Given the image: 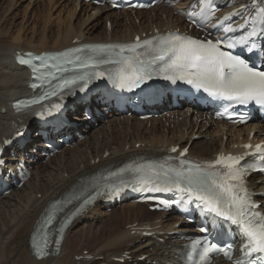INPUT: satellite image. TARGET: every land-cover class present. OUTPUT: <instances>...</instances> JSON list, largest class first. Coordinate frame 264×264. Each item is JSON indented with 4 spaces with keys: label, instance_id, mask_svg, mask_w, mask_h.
<instances>
[{
    "label": "bare ground",
    "instance_id": "1",
    "mask_svg": "<svg viewBox=\"0 0 264 264\" xmlns=\"http://www.w3.org/2000/svg\"><path fill=\"white\" fill-rule=\"evenodd\" d=\"M61 1L65 3V7L73 6L76 9L81 7L84 10L82 15L90 16L87 22L93 20L91 13H87L88 10H92L96 12L97 16L105 15V22H112L113 26L111 28L105 27L102 34L97 30L98 25L91 28L78 24L72 26L67 21L64 31L54 30L53 23L46 18V15L43 20L38 17V22L43 24V29L40 32L33 33L29 38V25L23 26V30L15 31L16 35L13 36L12 28L7 31L8 25H11L10 19L4 18L3 20L4 15L0 13V143L16 131V123L19 125H29L30 123V118L15 115L12 107L15 100L29 93V74L16 65V52L32 51L40 53L65 49L78 43L132 41L136 35L153 33L155 29L161 30L164 27L176 29L182 26V20L179 16H175V10L173 9H163L161 11L162 14L167 15L166 21H162L160 17L155 16L156 10H153L147 16V19H151L152 22L144 25L143 13H140L139 17L136 18L124 14L123 21L121 15L112 12L107 7L97 8L79 0H49L48 2H42L49 6L52 4L55 6ZM11 2L12 5L15 3L12 0ZM185 6L186 4L179 5V7ZM9 7L2 8L5 14L9 13ZM12 8L13 6L10 7V10ZM43 11L46 12L47 9L44 8ZM153 14H155V17ZM140 18H142L140 26L135 28L133 25H128V22L134 24V21ZM11 27L15 26L11 25ZM34 37L36 38L33 42ZM74 41L78 43L73 44ZM187 112L186 109L171 113L174 120L168 119L167 122L173 128L177 127L174 130L166 128L167 123L159 118L141 121L140 117L137 116L132 117V120H130L123 119L117 113L106 116L103 121L105 124L100 130H93V126L79 117L77 113L78 117L75 116L72 120L78 124L77 130L80 129V125L90 126L88 132L84 130L88 133V139L86 137L83 143L77 142L76 149L71 154L67 153L69 157H66V153L62 152L60 155L55 156L53 160L48 161V164L42 165L39 163L35 167L33 178L22 187L20 192H12L0 200V264H119L115 262V259L123 258L125 254L133 257L134 261L148 254L149 261L152 264L154 262L167 264V262L175 261V253L180 249L183 242L180 241L179 237H168L166 236L168 234L158 236L157 234L183 231L185 228L174 227L178 220L174 221L173 218L167 216L164 221L163 218H160V215L155 219H145V225L151 227L161 226L155 230L160 242L157 239H142L139 235L132 236L131 233L134 230H139L133 228L138 221L137 218L140 215L145 218L148 214L143 206L134 203H130L126 209L124 208L121 214L117 213V207L108 213L102 205H97L96 208L73 223L60 250L56 253L53 252L49 258L39 259L33 255L30 239L38 229L41 218L47 212L50 203L64 197L87 177L107 166L122 163L138 155L157 156L170 147L180 146L183 148L188 144L192 135L202 134L204 129L207 131L208 127L213 126L208 121L200 123L198 117L189 118ZM176 117L181 118L182 122H178ZM107 118L110 119L106 121ZM130 121L133 123L130 124ZM96 122H101V119L97 117ZM149 123L152 124L151 129L146 127ZM182 123H185L184 126L187 127V136L185 135L186 130H179ZM202 123H204L203 126H201ZM116 126L118 128L119 126L123 127L116 130ZM217 128V134L221 133L223 135L229 131L232 135L236 134L237 136L243 135L244 132L249 133L253 128L259 129L254 124L238 130L221 125ZM90 132H93L92 136H90ZM209 135V132L205 133V136ZM199 144L190 147L189 152L192 156L201 159H211L213 154L224 148L223 142L221 140L219 142L218 139L203 146ZM80 145H85V148L80 150ZM30 153H32L31 150ZM253 181L255 182L256 179H253ZM259 190L264 191V186L260 187ZM125 215H128L129 219L136 218L134 221L126 223L130 226L128 232L126 230L122 231L120 227L121 220ZM126 217L124 218L126 219ZM103 218L105 220L102 224L100 223L102 226L96 232L93 231V225H91L85 235L78 232L75 233L78 234L77 238L75 236L71 237V232L80 222L89 223L91 220L95 224ZM141 226L143 224L139 223L138 227ZM85 244L87 247L82 249ZM145 248H152V251L144 250ZM84 250L89 251L84 254ZM88 257H91V259H88ZM96 258H102V261H95ZM128 263L126 261L124 264Z\"/></svg>",
    "mask_w": 264,
    "mask_h": 264
},
{
    "label": "snow or ice",
    "instance_id": "2",
    "mask_svg": "<svg viewBox=\"0 0 264 264\" xmlns=\"http://www.w3.org/2000/svg\"><path fill=\"white\" fill-rule=\"evenodd\" d=\"M204 5L205 11L202 12V19L208 21L216 9L212 6V0H204ZM260 23L259 35H264V8L260 10ZM224 31L233 32L234 29L225 27ZM257 35V30L253 27L247 35L235 41L229 40L224 46L231 49L236 45H242L251 51L254 47L252 38L257 37ZM157 43L160 48L154 59L170 61V63L166 62L163 69L164 79L171 80L173 83L177 80L185 81L198 90L203 89L215 99L240 104L254 101L264 106V71H256L254 66L250 67L239 56L222 50L223 41H200L180 35H170ZM152 44V41H145L143 44L138 41L136 44L128 46L127 50L135 52L137 48H150ZM124 50V48H121V51ZM81 51L83 50L77 48L72 53H65L63 57H36L35 59H42V67L49 69V72L43 76L37 75L36 80L41 81V84H33L32 87H42L44 83L57 79L56 72L67 73L73 71L77 66L76 62H79L78 67L83 69H97L101 64L106 63L120 64L121 67L116 76L121 87H136L143 80L151 77V73L147 71L146 62L137 57H123L115 61L97 60L91 57L85 60L75 55V53ZM166 54L168 55L166 56ZM73 56H75L74 60L71 59ZM49 59L52 63H48ZM62 59L66 60L68 64H73L74 68L70 69L64 63H61ZM19 62L28 65L34 72L40 73V68L32 63L31 58H21ZM53 68L56 72L51 71ZM91 75L94 78L102 76L103 73L93 72ZM61 79L62 83L58 84L57 87L63 89L66 85L75 83L77 79L84 80L86 86L88 76L85 74L72 79H63L62 77ZM52 94L54 93H46L45 95ZM43 98L45 97H41V99ZM36 102L32 101V103ZM245 147L250 148L251 145ZM172 151L176 152L177 149L173 148ZM260 151L259 146H257V152ZM184 152L186 153L187 149ZM261 159L264 160V155H261ZM240 162V157L222 155L218 157L215 163L207 165L181 160L178 167H168L166 170L164 165H160L158 168L148 166L147 171H145V166H140L135 170L127 169V171L138 174L136 179L145 185L144 190L148 192H178L181 194L180 198L187 203H192L193 200L199 201L209 213H214L236 224L247 237L246 255L255 253L261 260H264V216H258V214L250 211L256 205L248 198L247 188L243 180L247 169L238 167ZM218 165L223 166L225 169L223 173L214 171ZM261 171H264V168ZM173 202L159 201L165 206ZM87 203H89L88 199L84 201V204ZM257 220H259L258 223L255 222ZM51 223L52 217H49L45 221V227ZM200 231L206 232L207 229L201 227ZM63 232L64 227L61 226L59 228L61 238ZM200 243V241H196L192 247L195 249ZM33 247L36 249V255L42 258L44 248L47 247V233L42 238V244L38 246L34 240ZM210 252L223 253L229 260L232 259L231 245L222 248L216 244L209 246L205 242V247L199 254L197 264H206ZM238 264H244V262L238 261Z\"/></svg>",
    "mask_w": 264,
    "mask_h": 264
},
{
    "label": "rangeland",
    "instance_id": "3",
    "mask_svg": "<svg viewBox=\"0 0 264 264\" xmlns=\"http://www.w3.org/2000/svg\"><path fill=\"white\" fill-rule=\"evenodd\" d=\"M14 2L15 3L12 5L11 0H0V13L1 14L3 13V15H4L3 20H4V18H9L10 24L15 26V27H11V25H8V29H7V31H9V29L12 28L13 36L16 35V32H18L19 29L23 30V28H22L23 26H28V25H29V27H28L29 38L33 35V33L40 32L43 29V24H40L38 22V17L43 20L44 19V14H43L44 12H42V10L44 8H46L48 10L50 7H52V9H51L52 12H50V10H48L50 12V14L48 15L47 19L52 21L54 30L64 31L66 29L65 23L67 21H68L69 25H72V26H75L76 24H78V25L83 26V27L91 28L95 25H98L99 28L97 30L100 31L102 34L104 33V30H105V16H104V18H102V16H99V18H96V19L93 18V20H90L89 22H87L89 20V19L87 20L88 15L87 16L84 14L82 15V12H83L82 10L78 13L77 12L78 8L77 9L73 8V6L65 7V3L63 1L59 2L58 4H55V6L53 4L50 6L46 5V3H43L42 1L39 2L38 0H14ZM41 3H43L44 6H42ZM29 4H30V6H29ZM11 5L13 6L12 10H10V7H12ZM7 6H10L9 7V13L5 14L2 8H6ZM10 12H12V13H10ZM75 12H77V13L74 15ZM89 13L92 14V12H89ZM41 15L43 18L41 17ZM122 19L124 21V17ZM163 19H164V17H163ZM110 23H111V27H112L113 23L112 22H110ZM128 25H129V22H128ZM144 25H145V23H144ZM35 38L36 37L33 38V42L35 41ZM192 120H194V119L192 118ZM203 125H204V123L201 124V126H203ZM122 127L123 126H119V128H122ZM147 127L151 128L150 125H148ZM116 128H117L116 130L119 129L117 126H116ZM209 129H211V128L208 127L207 131H206V129H204L202 131L204 133H202V134L200 133L201 135L199 134V136H201V137L205 136V133L209 132ZM234 135L237 136L236 134H233V136ZM90 136H92V134ZM209 136H205V137H209ZM241 136L242 135H240V136L238 135L237 138H240ZM220 140H221V138H220ZM206 144L200 143L199 145L203 146ZM81 148H83V147L81 146ZM75 149L76 148L67 149L65 151L66 157H69V155L67 154L68 152H71ZM45 164H48V163H45ZM18 192H20V191H17V192L15 191V193H18ZM124 208L126 209V207L117 208V213L121 214ZM126 216L128 217V215H125L124 217H126ZM124 217H123L124 220L123 219L121 220L120 227H121L122 231H125V230L127 231L128 230L127 229L128 224H127V226H125L126 223L129 221H132V220L134 221V219H136V218L133 217L132 219H129V217H128V219H127V217H126V219L128 220L127 221ZM160 218L164 219V216H162V214H161ZM137 219L139 221H141L142 217L140 216ZM91 225H93V229H94L93 231L94 232H96L98 230V228H100V226H102V225H100V223L94 224V223L80 222L79 224H77V227L73 230V232H71V234H70L71 237L75 236L77 238L78 234H75V233H78V232H80L81 235H85V232L89 231V228ZM86 247H87V245L85 244V246L82 247V249H85ZM88 251L89 250H84V253H86ZM76 252H77V250H76ZM96 261H102V259H96Z\"/></svg>",
    "mask_w": 264,
    "mask_h": 264
}]
</instances>
